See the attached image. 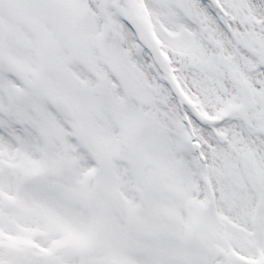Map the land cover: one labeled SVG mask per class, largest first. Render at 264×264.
Instances as JSON below:
<instances>
[{
  "label": "snow or ice",
  "instance_id": "obj_1",
  "mask_svg": "<svg viewBox=\"0 0 264 264\" xmlns=\"http://www.w3.org/2000/svg\"><path fill=\"white\" fill-rule=\"evenodd\" d=\"M0 264H264V0H0Z\"/></svg>",
  "mask_w": 264,
  "mask_h": 264
}]
</instances>
